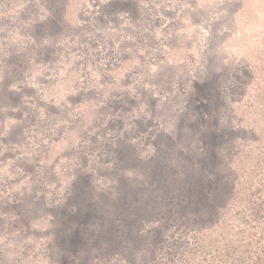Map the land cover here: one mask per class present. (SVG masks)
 Returning a JSON list of instances; mask_svg holds the SVG:
<instances>
[{"label": "rangeland", "instance_id": "374dc122", "mask_svg": "<svg viewBox=\"0 0 264 264\" xmlns=\"http://www.w3.org/2000/svg\"><path fill=\"white\" fill-rule=\"evenodd\" d=\"M261 144L264 0H0V264H199Z\"/></svg>", "mask_w": 264, "mask_h": 264}, {"label": "trees", "instance_id": "16d2710c", "mask_svg": "<svg viewBox=\"0 0 264 264\" xmlns=\"http://www.w3.org/2000/svg\"><path fill=\"white\" fill-rule=\"evenodd\" d=\"M249 152L247 166L227 163L225 202L192 233V252L204 256L199 264H264V144Z\"/></svg>", "mask_w": 264, "mask_h": 264}]
</instances>
